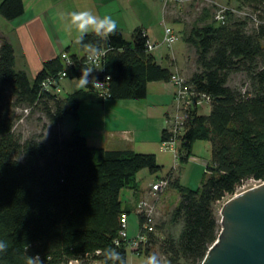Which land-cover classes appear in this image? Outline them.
Listing matches in <instances>:
<instances>
[{"label":"trees","instance_id":"trees-1","mask_svg":"<svg viewBox=\"0 0 264 264\" xmlns=\"http://www.w3.org/2000/svg\"><path fill=\"white\" fill-rule=\"evenodd\" d=\"M236 1L238 6H227L257 13L259 23L231 11L218 23L214 8L185 21L183 10L166 6L187 27L183 39L194 69L183 77L195 95L209 98L210 112L190 109L181 132L174 136L166 125L160 141L176 139L179 163L188 162L195 141H209L211 161L197 190L182 185L172 172L158 178L178 191L179 202L166 217H158L138 257L201 264L221 228L217 203L245 183L264 179V0ZM24 12L23 0L0 2L6 21ZM147 43L140 28L132 42L117 28L82 34L79 48H88L83 55L68 53L69 66L60 55L45 61L32 83L15 68L14 47L0 31V242L5 245L0 264H127L120 215L130 211L122 206L121 191L133 187L140 171L157 174L162 166L153 153L90 146L79 129L65 136L60 124L67 115L78 119L81 104L106 100L94 90L89 52L106 51L107 99H143L148 83L169 81L173 73L157 63ZM62 71L68 79L86 75L85 89L63 98L42 88L45 79ZM238 74L243 80L231 85ZM29 123L39 131L28 136L24 127ZM48 128L53 131L46 136ZM137 215L142 230L144 218Z\"/></svg>","mask_w":264,"mask_h":264},{"label":"rangeland","instance_id":"rangeland-1","mask_svg":"<svg viewBox=\"0 0 264 264\" xmlns=\"http://www.w3.org/2000/svg\"><path fill=\"white\" fill-rule=\"evenodd\" d=\"M240 3L238 1H234V3L230 4L231 6H238ZM41 8L42 13L40 16L37 15V12L35 9ZM251 8V6H249ZM24 8L26 11V14L22 17L21 23L24 24L27 22V20L32 19L33 15L36 13L37 19H39L38 26L33 27L32 24H27L25 28H19L18 27H8L6 29L7 32L12 33V35L15 38V45L18 49H20L24 42L26 41V46L29 51H31V47L33 50H40V47L46 48L48 45H53L54 51L56 52V56H59L62 52L68 50V53L70 55H83L88 48H85L84 50H81L78 45V38L82 34L93 32V30H85L86 27L81 29L78 26V22H74L71 17L72 11H81L78 8L70 7L66 8L65 10L60 7V5H56L53 3L51 5V2L49 0H24ZM176 10H179L177 7H175ZM35 10V13H34ZM33 12V14H32ZM1 18V17H0ZM5 22V21H4ZM41 22V26H40ZM173 29L175 31L178 27V24H171ZM5 31V30H3ZM5 31V32H6ZM100 32V31H98ZM25 33L27 34V40L24 41ZM101 33V32H100ZM104 33V32H103ZM133 34V30L131 32L126 31L125 35L128 39L131 38V35ZM29 38V39H28ZM184 42L183 39H179L176 41L171 47H168L167 45H162L159 48H156L153 50V52H157L160 50H163L164 52L169 51V48L174 49L177 51V54H179L180 60L183 57L184 54ZM24 47V46H23ZM69 48V49H67ZM152 52V53H153ZM54 56V57H56ZM193 56V54H191ZM156 61L158 64H162L165 67H169L167 62L163 61L161 58H156ZM193 65L188 63V61L184 64V74L188 77L189 74L193 71ZM37 75V74H36ZM35 76L30 75L29 79L33 83ZM183 76V75H182ZM243 80L242 75H233L231 77L230 84L233 85L235 83H239ZM84 85L81 86L79 79H63L60 82V92L59 95L61 97H66L69 94H72L76 91L83 90ZM151 98V97H149ZM124 100H134V99H116L115 101L113 99L107 101V105H112L111 102H122ZM121 104V103H120ZM101 106V104L99 105ZM99 108V107H98ZM120 109V108H119ZM89 110V109H88ZM121 113H125L129 116V109L127 107H122V109L119 110ZM210 112V105L205 104L199 109V114L201 115H208ZM81 121L76 120L73 116L67 115L62 119L61 122V131L65 136H68L74 129H79V127L82 129L81 134L85 137L87 136V143L92 146L94 143L91 140L92 137L100 138H110L111 132H103L94 134L93 130L90 128L92 123L91 120L96 119L93 121V124L96 123L99 128L107 127H114V128H120L121 125L126 123V121L121 122L120 120H113L112 116L110 115V111H102L101 109H96L95 111H87L86 107H83L81 111ZM78 113V114H79ZM174 113V110H173ZM132 125L135 126L134 129V137L139 136L145 139H149L147 143L141 145V146H133L132 149L138 153H155L157 155V161L158 163L164 164L162 166V169L157 174H150L146 169L140 171L137 175V181L140 183L141 187H147L150 188L151 184L156 182L158 178L166 177L167 174L171 173L174 174V176H177L180 183L190 189L197 190L201 187L202 181L204 179V166L202 163L199 162H193L188 161L186 163H179L172 150H163L162 144L160 141V131L161 127L158 128L156 126V119H146L142 117L138 121L130 122ZM22 129V128H21ZM84 129V130H83ZM86 129V130H85ZM25 135H30L32 133H37L39 131L38 127L35 126L33 123L27 124L26 127H24ZM53 129L48 128L46 130V136L51 133ZM131 136V135H129ZM96 140V139H94ZM99 141V140H98ZM98 147H105V142H100L99 144H96ZM94 146V145H93ZM158 151V152H157ZM158 153V154H157ZM192 156H195L198 161H211V144L209 141L206 140H197L194 142L192 146ZM253 182L245 183L244 188L252 187ZM240 189V188H239ZM243 190H238L237 193L241 192ZM236 193V194H237ZM126 191H122L121 193V200H122V206L125 207L127 205V198L125 196ZM150 198V197H149ZM140 201V200H139ZM137 201V202H139ZM179 202V193L176 189L167 187L163 192L160 193V198L157 201V210L159 213V216L166 217L168 213L178 204ZM137 204V203H136ZM222 203L219 202L216 205V210L219 212L221 208ZM136 210V209H135ZM161 217V218H162ZM137 222V224H136ZM138 232V218L135 215V212H130L129 214V221H128V236L130 238L135 237ZM152 251L151 253H153ZM157 259L161 262V264H166L164 259L159 256L155 255ZM96 264V263H94ZM127 264H148V259L145 257H138L136 254L131 253L130 250H128L127 253Z\"/></svg>","mask_w":264,"mask_h":264},{"label":"crops","instance_id":"crops-1","mask_svg":"<svg viewBox=\"0 0 264 264\" xmlns=\"http://www.w3.org/2000/svg\"><path fill=\"white\" fill-rule=\"evenodd\" d=\"M1 1L2 0H0V2ZM216 1L223 5H230L234 3L235 0ZM49 2H51V5L53 3H55L56 5H60V7L64 10L70 7L78 8L81 11L90 10L91 14L96 17V23H89L85 25V30H93L97 32L100 31L101 33L105 32L104 28L98 29L97 26L100 21L104 20L106 16L110 15L117 21L116 28L121 31L127 41L132 42L134 31L137 28H140L146 33L148 41L151 44H155L156 48L164 45L161 44L164 33V25L172 28L173 26L171 24H178V27L176 28L177 31H174L178 34L179 39H183V32L185 29H187V27L183 23L179 22V20L175 18L172 12H167L166 7H164L162 1L160 0H49ZM35 10L37 12V15L40 16V14L42 13L41 8L38 7ZM25 14L26 11L21 17L11 22L4 20L0 16V31L14 47L16 56L15 68L17 70H24L28 74V76H35L41 70L42 65L45 61L50 60L54 58V56H56V52L54 51L53 45L50 44L48 45L47 49L40 47V50L37 51L33 50V48L31 47V51H29L25 41L28 37L26 33L24 38L25 45L23 42V45L20 46V49L16 47L14 43V36L12 35V33L7 32L6 29H4V26L5 28L18 27V29H23L27 24H32L33 27H37L39 19H37L36 13L33 15L32 19L27 20L26 23L22 24L20 22ZM3 30H5L6 32ZM132 30L133 34L131 35V38L128 39L125 35V32H131ZM184 45V58H182L181 60L179 58V54H177V51L172 48H169V51L167 52H164L163 50L153 52V50L156 49L154 48L151 53L153 52L152 54L155 59L161 58L163 61L167 62L169 66L165 67L160 64L162 67L168 68L172 73L178 72L180 75L187 77L184 74V64L187 61L188 49L185 42ZM108 100L110 99H106L103 103H84L81 104L79 108V111H81L83 107H86L87 111H95L96 109H101L104 112L107 110L110 111V115L112 116L113 120H122L121 122L123 123L124 121H126V123L121 125L120 128L107 126H105L104 128H99L96 123L93 124V121H95L96 119L91 120L92 123L89 122L91 124L90 128L93 130L94 134L98 132L100 133L101 131L111 132V134H113L110 135V138H104V140L103 138L98 139L97 137H92L91 135V140L93 139L92 141L94 142L92 146L94 145L95 147H98L96 144H99L103 141L105 142V147L103 148L106 149L134 151L132 149L133 146H141L147 143L149 139H145L137 135L136 137H134L133 133L135 126L130 122L138 121L142 117L146 119H156V126H158V128L162 126L159 137L161 138V132L166 127L167 119L173 114L174 86L170 81L150 82L147 85V93L145 98L143 99L111 102L112 105L106 104ZM100 104L101 106H99ZM122 107H127L129 109V116L119 111L120 109H122ZM76 120L81 121V113L78 114V119ZM79 130L81 133L82 129L80 127ZM87 136L90 137V135L88 134ZM87 136H85L86 140H88ZM161 166H164V164H161ZM132 186V188H125L122 190H125L127 193L124 197L127 198L128 203L124 208L129 210L130 212H135V215L138 218V215L135 211L136 203L141 199L150 197V188L141 187L140 183H138L137 181V178H135V182Z\"/></svg>","mask_w":264,"mask_h":264},{"label":"built area","instance_id":"built-area-1","mask_svg":"<svg viewBox=\"0 0 264 264\" xmlns=\"http://www.w3.org/2000/svg\"><path fill=\"white\" fill-rule=\"evenodd\" d=\"M162 1L164 7L170 5L177 7L179 10H183L184 15L183 19L185 21H191L194 16H198L204 9L214 8V19L218 23L225 22V14L227 11L236 13L240 17H248L252 20L253 23H259L257 19V13H251L247 9L236 10L233 7L223 5L218 3L216 0H160ZM179 36L174 31L173 28L164 25V33L161 44L171 47L176 41H178ZM156 48L155 44H151L149 41L147 43L148 51H152ZM104 50H97L89 52L86 55V63L88 65L90 73L96 77L93 82L94 90L98 93V96L103 99L108 97V83L110 76L104 73L103 69V59L105 56ZM60 57L63 59L65 65H71L68 52L64 51L60 54ZM63 79H67L66 71H62L55 78L45 79L41 86L43 89L51 91L53 93L59 94L60 92V82ZM174 86V113L168 117L166 125H169V131L175 136L179 134L184 126L185 119L190 109L194 107H202L205 104H209V98L201 95H195L194 89L190 84H188L186 78L180 75L178 72H175L171 75L169 80ZM195 96V100L193 97ZM28 113V110H24V116ZM23 119H20L22 122ZM162 149L172 150L176 160L178 161V151H177V141L172 139L166 142H162ZM188 161L199 162L204 166V170L207 167L208 162L198 161L195 156H190ZM253 186L264 183L263 180L252 181ZM168 186V180L160 179L152 183L150 186V198L141 199L136 204V214H141L144 218L143 229H138L137 235L130 238L128 236V221L129 214L123 212L120 215V237L127 242L128 249L131 253L136 254L140 251L143 246L147 244L148 233L154 232V226L159 217L157 210V201L160 198V193L163 192ZM245 184L240 187L239 190H246L244 188ZM70 264H79L74 261Z\"/></svg>","mask_w":264,"mask_h":264},{"label":"water","instance_id":"water-1","mask_svg":"<svg viewBox=\"0 0 264 264\" xmlns=\"http://www.w3.org/2000/svg\"><path fill=\"white\" fill-rule=\"evenodd\" d=\"M219 216L218 237L201 264H264V183L229 198Z\"/></svg>","mask_w":264,"mask_h":264},{"label":"clouds","instance_id":"clouds-1","mask_svg":"<svg viewBox=\"0 0 264 264\" xmlns=\"http://www.w3.org/2000/svg\"><path fill=\"white\" fill-rule=\"evenodd\" d=\"M70 14L73 21L78 22V26L81 29H83L85 25L89 23H96V17L91 14L90 10L72 11ZM116 25L117 21L109 15L106 16L104 20L100 21L97 27L98 29L104 28L107 32H114L116 30ZM80 84L81 86L87 84L86 75L80 80ZM3 247H5V245L3 244V242H0V249H2ZM30 264H35V262L31 261ZM148 264H161V262L157 259L155 255H153L149 257Z\"/></svg>","mask_w":264,"mask_h":264}]
</instances>
